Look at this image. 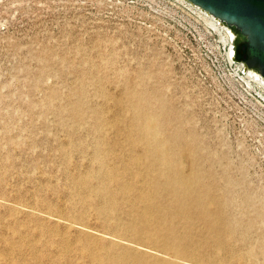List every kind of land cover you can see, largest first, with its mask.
<instances>
[{"label":"rangeland","instance_id":"obj_1","mask_svg":"<svg viewBox=\"0 0 264 264\" xmlns=\"http://www.w3.org/2000/svg\"><path fill=\"white\" fill-rule=\"evenodd\" d=\"M218 20L0 0V264H264V87Z\"/></svg>","mask_w":264,"mask_h":264},{"label":"water","instance_id":"obj_2","mask_svg":"<svg viewBox=\"0 0 264 264\" xmlns=\"http://www.w3.org/2000/svg\"><path fill=\"white\" fill-rule=\"evenodd\" d=\"M219 15L247 27L261 39L264 46V0H193ZM264 70V54L262 55ZM233 60L242 63L247 59L245 46L233 47Z\"/></svg>","mask_w":264,"mask_h":264},{"label":"bare ground","instance_id":"obj_3","mask_svg":"<svg viewBox=\"0 0 264 264\" xmlns=\"http://www.w3.org/2000/svg\"><path fill=\"white\" fill-rule=\"evenodd\" d=\"M188 1L194 6L202 7L204 10H206V12H208V15L210 17L219 19L218 21L221 24V27L219 28L227 32L228 39L231 41V48L229 49L230 50L229 57L230 56L233 57L234 46L235 47L245 46V50L247 52L250 51L251 58L250 61H248V57H247V59L243 62L248 65V67L247 65H245L244 69L246 70L248 76L256 79L264 87V70L262 67V61H263L262 55L264 54V46L261 42V39L255 36L243 24H240L225 16L219 15L218 13L206 7H203L202 5H200L199 3L193 0H188ZM222 21L224 22V24L221 23ZM212 26L214 25L212 24Z\"/></svg>","mask_w":264,"mask_h":264},{"label":"built area","instance_id":"obj_4","mask_svg":"<svg viewBox=\"0 0 264 264\" xmlns=\"http://www.w3.org/2000/svg\"><path fill=\"white\" fill-rule=\"evenodd\" d=\"M232 58V57H231ZM229 61L231 62V64H233V65H235V64H240V63H238V62H235L234 60H233V58L230 60L229 59ZM241 73L242 74H244V70H243V68H241Z\"/></svg>","mask_w":264,"mask_h":264}]
</instances>
